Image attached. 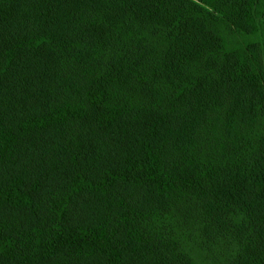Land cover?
Segmentation results:
<instances>
[{
	"label": "trees",
	"instance_id": "obj_1",
	"mask_svg": "<svg viewBox=\"0 0 264 264\" xmlns=\"http://www.w3.org/2000/svg\"><path fill=\"white\" fill-rule=\"evenodd\" d=\"M264 264V0H0V264Z\"/></svg>",
	"mask_w": 264,
	"mask_h": 264
},
{
	"label": "rangeland",
	"instance_id": "obj_2",
	"mask_svg": "<svg viewBox=\"0 0 264 264\" xmlns=\"http://www.w3.org/2000/svg\"><path fill=\"white\" fill-rule=\"evenodd\" d=\"M10 264H23V260L22 259H17L15 262L10 263Z\"/></svg>",
	"mask_w": 264,
	"mask_h": 264
}]
</instances>
